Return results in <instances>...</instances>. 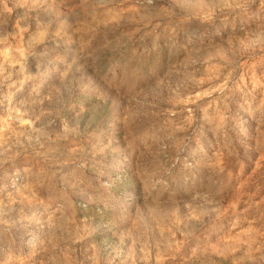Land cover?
Returning a JSON list of instances; mask_svg holds the SVG:
<instances>
[{
    "label": "rangeland",
    "instance_id": "rangeland-1",
    "mask_svg": "<svg viewBox=\"0 0 264 264\" xmlns=\"http://www.w3.org/2000/svg\"><path fill=\"white\" fill-rule=\"evenodd\" d=\"M0 264H264V0H0Z\"/></svg>",
    "mask_w": 264,
    "mask_h": 264
}]
</instances>
